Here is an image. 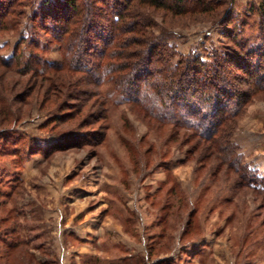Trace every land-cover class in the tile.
<instances>
[{
  "label": "rangeland",
  "instance_id": "rangeland-1",
  "mask_svg": "<svg viewBox=\"0 0 264 264\" xmlns=\"http://www.w3.org/2000/svg\"><path fill=\"white\" fill-rule=\"evenodd\" d=\"M19 1L13 9L23 12L22 23L0 35V53L6 55L31 35L37 0ZM261 1L226 0L230 12L221 8L216 14L175 16L152 9L147 29L170 37L174 60L193 52L206 60L214 51L226 60L218 70L225 79L221 89L229 92L220 94L222 111L237 101L242 105L221 129L257 190L241 184L240 172L217 152L208 154V141H197L184 126L163 124L116 92L106 99L108 84L77 72L71 79L76 87L66 88L60 106L41 110L35 102L13 125L16 145L0 135L3 153L25 147L0 155V264H264V86L258 83L264 56L244 50L264 47ZM95 7H87L89 13L108 11ZM97 23L106 33L108 21ZM57 24L64 27L58 18L46 29ZM93 29L89 38L101 48ZM47 35L40 30L43 42ZM44 55L62 57L55 41ZM38 80L32 77L26 89L20 84L16 93L30 94L34 102ZM58 113L62 117H52ZM69 133L78 135L72 146L65 145ZM14 220L24 244L9 246L16 237L9 233Z\"/></svg>",
  "mask_w": 264,
  "mask_h": 264
},
{
  "label": "trees",
  "instance_id": "trees-1",
  "mask_svg": "<svg viewBox=\"0 0 264 264\" xmlns=\"http://www.w3.org/2000/svg\"><path fill=\"white\" fill-rule=\"evenodd\" d=\"M225 1L84 0V4H81L80 0H37L33 3L35 10L32 18L29 17L32 24L31 35L16 42L10 55L0 53V135L6 134L7 139H13L12 143L16 145L17 138L13 135L16 133L11 132L13 125L29 115L35 102L41 104V110L48 108L50 111V108L60 106L57 103L60 98L65 97L67 87H76L72 82L75 73L85 72L99 86L108 84L103 93L106 99L112 92H116L127 102L141 106L163 124L184 126L191 130L189 136L193 134L197 141H208L209 145H204L208 154L217 152L221 161L240 172L241 184L257 190L254 179L243 171L244 168L236 160L227 133L221 129L242 105V101H237L233 109L222 111L226 103H221L220 94L226 95L229 92L221 89L225 79L219 75L218 70L226 60L223 61L217 51L206 55V60L195 52L188 56L181 55L174 60L173 47L168 44L170 37L164 33L155 36L147 31L151 25V14L148 12L152 9L164 10L175 16L188 13L216 14L220 13L221 8L230 12L231 3L225 6ZM99 4L108 9L107 13H89L87 7L97 10L100 7L95 6ZM17 5H22L21 1L7 0V4L0 1V35L9 26H19L22 23L19 14L23 12L13 9ZM257 8L260 16L264 18V0ZM52 9L55 11L50 13ZM58 18L64 27L57 24L47 30V22H54ZM101 20H107L109 23L104 28L106 33L102 28L100 30V27H94L95 24L99 25L97 22ZM92 28L93 35L103 47L97 48L94 39H90L88 32ZM42 29L46 35L52 34V37L47 35L49 39L44 42L39 36ZM53 41L59 46L62 56L57 61L44 55ZM4 45L0 44V51ZM235 45L242 48L241 42H236ZM25 48L29 49L26 58ZM92 50L93 53L90 52ZM244 50L249 54H258L259 58L264 56L262 45H254ZM225 54L224 52L223 55ZM259 58L255 60V65ZM36 76L40 80L32 89L35 90L33 94L36 97L34 102H31L28 101L30 94H24L23 91L17 94L16 87L21 84L20 86L26 89L31 78ZM259 76L255 75L257 79ZM258 83L264 86V78L258 80ZM49 91L50 96L45 98ZM71 92L74 97L73 90ZM207 107L211 108V111H205ZM59 116L62 117L59 113L52 117L58 119ZM68 120L70 119L63 120V123ZM67 136L71 141H66L65 145L72 146L70 142L78 135L69 133ZM81 142L83 141L75 143ZM36 147L41 149L43 146L37 144ZM18 148H6L4 152L12 155L18 150H25L24 145L19 144ZM2 151L3 149L0 150V155H6ZM2 203L0 201V205ZM15 223V220L11 223L9 233L16 232V237L9 242V246L24 244L23 237H18V224ZM151 250L155 251L154 248L150 249V252Z\"/></svg>",
  "mask_w": 264,
  "mask_h": 264
}]
</instances>
